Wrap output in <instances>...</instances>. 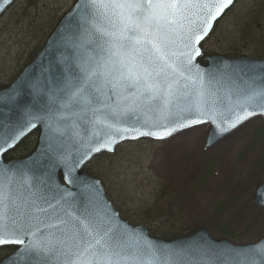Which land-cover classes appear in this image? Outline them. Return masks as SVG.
I'll use <instances>...</instances> for the list:
<instances>
[{
	"label": "snow or ice",
	"instance_id": "obj_1",
	"mask_svg": "<svg viewBox=\"0 0 264 264\" xmlns=\"http://www.w3.org/2000/svg\"><path fill=\"white\" fill-rule=\"evenodd\" d=\"M232 3L233 0H81L70 16L75 19L74 27L69 25L70 31L62 37L64 46L72 50L71 56L65 57L70 61L69 69L74 64L78 71L70 70L51 87L29 76L11 92L0 94L3 106L13 103L26 86L37 95L47 94L49 99L47 115L28 112V119L15 131L0 134V157L36 127L33 121L47 120L50 129L64 135L66 129L78 128V120L89 117L84 122L91 125L92 131L77 149L79 159L58 155L63 144L46 136V150L29 162L40 166L57 156L66 169L67 183L77 184L76 168L93 153L108 147V143L94 146L102 137L109 142H115L114 136L162 138L153 131H140L136 125L153 127L161 122H176V127L163 132L167 136L205 120L216 124L217 119L226 124L217 125L223 134L264 113V71L240 68L225 84L212 72L205 76L193 63L212 22ZM51 105H58L59 110ZM219 109L235 118L231 122L223 120ZM148 113L154 118L141 121V116ZM67 116L73 122L61 129L58 121ZM181 120L187 123H179ZM0 175V246H19L12 264H182L183 257L165 254L142 236L120 231L106 211L78 208L65 199L72 195L66 188L59 190L63 195L58 191L51 196L38 195L43 192L38 188L21 199L14 197L10 183L5 188L6 167ZM37 181L49 187L39 177ZM26 184L31 188L30 183ZM199 264H264V242L235 256L206 250Z\"/></svg>",
	"mask_w": 264,
	"mask_h": 264
},
{
	"label": "rangeland",
	"instance_id": "obj_2",
	"mask_svg": "<svg viewBox=\"0 0 264 264\" xmlns=\"http://www.w3.org/2000/svg\"><path fill=\"white\" fill-rule=\"evenodd\" d=\"M75 1L17 0L6 11L0 18V88L10 84L36 55ZM260 10L264 0H237L203 44L204 52L264 57L255 52L260 45L246 47L236 39L246 27L241 25ZM209 127L187 128L163 141L124 142L114 153L98 155L85 170L101 180L124 219L143 223L150 232L165 229L170 222L139 220L136 214L151 206L158 215L154 204L161 207L175 200L183 229L205 228L213 238H227L234 244L255 242L264 234V208L253 204L254 191L264 181V117H254L206 150ZM37 140L38 134H32L27 146L12 155L29 154ZM163 188L166 195L158 203ZM156 236L168 239L159 232ZM5 255L0 250V259Z\"/></svg>",
	"mask_w": 264,
	"mask_h": 264
},
{
	"label": "water",
	"instance_id": "obj_3",
	"mask_svg": "<svg viewBox=\"0 0 264 264\" xmlns=\"http://www.w3.org/2000/svg\"><path fill=\"white\" fill-rule=\"evenodd\" d=\"M14 2L15 0H0V17ZM80 2L81 0H77L75 2L72 8L65 14V16L60 20L59 24L53 30V32L49 35L39 52L33 57V59L26 65L22 72L9 86L0 89V94H7L11 92L12 88L19 81L25 80V78L29 76L33 81H46L49 87H51L53 82L62 81L64 77L69 74L70 70L73 73L78 71V69L75 68L74 64H72L71 69H69L70 61L66 60L65 57H70L72 54V50L64 46L62 37L68 34V32L70 31V29L68 28L69 25H72L74 27L75 19H70V16L74 12L76 5ZM234 2L235 0H233V3ZM231 5L228 8H230ZM227 9H225L224 12L215 21L212 22L208 34L211 32L215 22L225 13ZM208 34L204 37V39L208 36ZM203 40H201L200 43ZM200 43L198 45L199 48ZM199 56L195 57L193 61L195 65L199 66V71L205 73V76H207L208 72H212L216 74L218 78H222L225 84H227L228 78L230 76L234 77V73L240 68L247 69L249 67H254L257 72L264 71V58H231L224 55H206V65H202L198 61ZM195 71L196 69L194 68L193 72ZM113 99L115 100L116 98L113 97ZM51 107L53 109L59 110L58 105H51ZM48 108L49 99L47 94L37 95L30 87H24L23 90H21L16 96L13 103L8 106L0 105V121H2L3 123V127H0V134L8 135L15 131L20 124L24 123L28 119V112L47 115ZM219 111L223 115V120L231 122V120L235 118L225 109H219ZM257 115L264 116V113H260ZM255 116L246 119L231 131L223 134L219 132V128L217 127V125H219L220 127L226 126V124L221 119H217L216 124H214L211 120H205L203 123H199H210V129L205 140V148L209 149L213 147L214 145L225 139L227 136H229L231 133L241 128ZM53 118H56L55 115L53 116ZM88 118L89 117H85L83 120H78V128L66 129L64 135H61L59 132L50 129L48 127L47 120L42 122L33 121V123L36 124V127L28 131L18 141V143L34 129L39 128V142L35 151L28 157L5 161L4 155L8 151H10V149L5 152L2 157H0V170H2L3 167H6L8 169V179L5 181V188L7 189V186L10 183L14 197L19 196L21 197V199L28 198L29 193L37 192L38 188L43 189V192L37 193L38 195L46 194L48 196L55 195L59 190L66 188L69 192L72 193V195L65 197V199L74 202L78 208L89 207L91 210L106 211L110 216L114 218V224L119 225L120 231L138 234L142 236L143 240L150 242L155 248L163 251L165 254L171 252L177 254L180 257H183L182 264H199L201 253L206 250H212L216 253L222 254L223 256H235L237 253L247 252V250L251 246L264 242L263 235L255 243L233 244L226 238H212L209 231L204 228H199L189 235L179 236L169 240L151 236L149 230L143 224L132 225L127 220L123 219L119 211H117L114 207L112 201L108 198L105 187L101 180L96 177L90 176L84 171V167L94 157L101 154L102 152H114L116 146L123 141L136 140L141 138L166 139L186 128L199 124H194L189 127L178 129L174 132H171V134L167 136H163V132L176 127V122H161L159 126L153 127L136 125L137 127H140V131H153L156 132L159 136H162V138L148 135L136 136V133H130V136H136V138L119 139L118 137L114 136L113 140L115 142H109L106 138L102 137L100 138L99 142H94V146L99 148L101 144L108 143V147L101 148L100 151L93 153L88 160H86L83 164L79 165L76 168L75 175L79 177V182L77 184L67 183V181L65 180L66 169L62 164L59 163L57 156H53L50 159L44 160L43 164L40 166L30 165L29 162L35 155L40 153L42 150H46V136L55 137L63 144V148L58 155H65L69 160L79 159V152H77V149L81 147V144L84 143L85 140H87L92 131L91 125L84 122V120ZM145 118H154V116L151 113H148L147 116L142 115L141 121H143ZM189 118L191 119L194 117ZM200 119H203V117H200ZM72 122L73 118L71 116H67L64 119L59 120L58 124L61 129H65V125H71ZM178 122L187 123V120H181ZM76 132L79 133L78 136H74V133ZM18 143L14 147H16ZM37 177L44 180L49 187L45 188L44 185H39ZM0 179H3L2 175H0ZM26 181L31 184V188L27 187ZM59 195H63V192L59 191ZM57 198H59V196H57ZM253 203L258 207L264 208V181L257 186L253 198ZM9 227H12L10 223ZM10 245L12 244H9L8 246ZM13 246H17L16 250L3 258L0 261V264H12V258L19 250L18 245Z\"/></svg>",
	"mask_w": 264,
	"mask_h": 264
},
{
	"label": "trees",
	"instance_id": "obj_4",
	"mask_svg": "<svg viewBox=\"0 0 264 264\" xmlns=\"http://www.w3.org/2000/svg\"><path fill=\"white\" fill-rule=\"evenodd\" d=\"M260 8H258L259 10ZM241 26H246L242 32H240L236 39L239 43H242L241 45L247 46H253V45H260L255 49V52L257 54L263 53L264 54V10H260L259 12H255L254 16H252L248 21ZM254 47V46H253ZM254 49V48H253ZM234 56V55H230ZM27 139L20 144L14 151L20 150L26 143ZM27 145H25L26 147ZM28 149V148H27ZM9 154H7V157ZM164 188L162 192L158 195L160 200H157L159 203L160 201L163 202V199L165 198L166 193L164 192ZM157 199V198H156ZM167 202H165V206L161 205V207H158V205L154 204V210L158 212V215H154L151 206L148 208L141 209L139 214H136L139 220H145V219H154V222L156 223H167L170 222V225L165 229H155L152 231L154 235H157V232L160 234H163L164 236L168 238L181 236L185 234H189L187 232H190L192 228H186L183 229L182 223H180L178 220L179 218V212L176 211L177 203L175 200L172 202H169L168 205H166ZM154 211V212H155ZM163 228V227H162ZM192 232V231H191ZM190 232V233H191Z\"/></svg>",
	"mask_w": 264,
	"mask_h": 264
},
{
	"label": "flooded vegetation",
	"instance_id": "obj_5",
	"mask_svg": "<svg viewBox=\"0 0 264 264\" xmlns=\"http://www.w3.org/2000/svg\"><path fill=\"white\" fill-rule=\"evenodd\" d=\"M0 250H5L6 254H8L13 250V247H3V248H0ZM8 250H9V252H8Z\"/></svg>",
	"mask_w": 264,
	"mask_h": 264
}]
</instances>
